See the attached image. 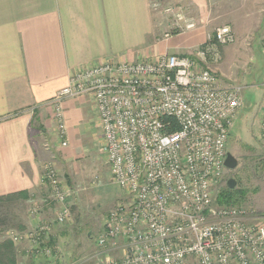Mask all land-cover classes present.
Masks as SVG:
<instances>
[{
  "label": "built area",
  "instance_id": "1",
  "mask_svg": "<svg viewBox=\"0 0 264 264\" xmlns=\"http://www.w3.org/2000/svg\"><path fill=\"white\" fill-rule=\"evenodd\" d=\"M152 9L169 18L166 39L198 28L184 5L154 0ZM235 40L232 27L223 25L209 34L198 56L105 62L73 77L52 99L66 146L63 101L94 98L103 152L114 182L129 195V205L109 213L98 238V255L120 250L122 258L100 264H264V225L245 207L213 206L245 87L225 84L203 61L209 56L218 61L219 46ZM260 112L264 145V99ZM42 179L62 205L56 219L62 224L70 208L53 164L44 165ZM37 212L35 207L31 213ZM51 231L50 224H40L26 238L33 249L50 255ZM8 234L15 243L22 240L15 231Z\"/></svg>",
  "mask_w": 264,
  "mask_h": 264
},
{
  "label": "crops",
  "instance_id": "2",
  "mask_svg": "<svg viewBox=\"0 0 264 264\" xmlns=\"http://www.w3.org/2000/svg\"><path fill=\"white\" fill-rule=\"evenodd\" d=\"M153 1L0 0V196L28 191L43 201L46 161H80L85 141L104 144L92 96L63 101L66 146L51 103L57 91L93 66L154 60L162 54L198 56L209 34L228 24L236 40L219 46L217 64L209 68L225 84L244 90L249 86L241 84V71L252 74L256 82L251 89L261 88L262 104L264 0H161L186 6L198 22L197 29L169 39V18L153 11ZM228 46L235 73L222 64ZM46 202L41 216L48 220Z\"/></svg>",
  "mask_w": 264,
  "mask_h": 264
},
{
  "label": "rangeland",
  "instance_id": "3",
  "mask_svg": "<svg viewBox=\"0 0 264 264\" xmlns=\"http://www.w3.org/2000/svg\"><path fill=\"white\" fill-rule=\"evenodd\" d=\"M231 47L224 49L222 64L229 73H235L237 69L232 63L233 55L229 53ZM216 62L213 56L207 57L208 64L203 61L207 67H210L209 63ZM214 71L224 81L218 71ZM241 72L240 82L249 88L243 91L244 108L231 128L228 141V153L238 159V165L234 169L226 168L223 180L216 187L213 206H221L216 198L228 186L229 179L233 178L235 189L246 192L240 207L252 212L255 223L264 225V145L259 138L262 90L260 87L251 89L256 79L252 74ZM103 145L92 140L85 141L80 149L84 154L80 161L67 163L57 157L45 162L54 165L68 196L70 215L64 223L56 220L62 205L54 198L47 182H44L47 189L43 190L46 194L43 201L29 192L28 200L0 202V245L11 242L16 247L17 264H100L102 260L122 258L120 250L98 255L102 250L98 238L105 229L109 213L119 205H129L130 202L128 192L114 182ZM45 201H50L48 220L41 216L46 211L43 209ZM35 207H38V212L32 214ZM33 221L35 225L31 224ZM44 223L52 228L46 243L52 248L50 255L33 249L26 238L31 230ZM11 231L19 233L22 240L15 243L8 234Z\"/></svg>",
  "mask_w": 264,
  "mask_h": 264
},
{
  "label": "trees",
  "instance_id": "4",
  "mask_svg": "<svg viewBox=\"0 0 264 264\" xmlns=\"http://www.w3.org/2000/svg\"><path fill=\"white\" fill-rule=\"evenodd\" d=\"M246 197V192L239 189H231L227 186L216 198L219 205L241 206L242 200ZM14 199L28 200L29 192L21 191L0 196V202L13 201ZM0 264H17L16 247L11 242L0 245Z\"/></svg>",
  "mask_w": 264,
  "mask_h": 264
},
{
  "label": "water",
  "instance_id": "5",
  "mask_svg": "<svg viewBox=\"0 0 264 264\" xmlns=\"http://www.w3.org/2000/svg\"><path fill=\"white\" fill-rule=\"evenodd\" d=\"M238 165V159L232 154V153H228L227 154V158H226V161H225V166L227 169H234L236 168ZM228 186L231 188V189H234L236 187V182L233 178L229 179L228 181Z\"/></svg>",
  "mask_w": 264,
  "mask_h": 264
}]
</instances>
